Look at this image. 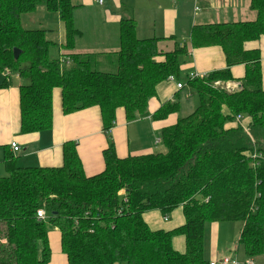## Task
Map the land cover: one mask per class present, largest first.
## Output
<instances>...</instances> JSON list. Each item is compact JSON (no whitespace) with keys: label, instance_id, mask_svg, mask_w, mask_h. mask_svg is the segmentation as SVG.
<instances>
[{"label":"trees","instance_id":"obj_1","mask_svg":"<svg viewBox=\"0 0 264 264\" xmlns=\"http://www.w3.org/2000/svg\"><path fill=\"white\" fill-rule=\"evenodd\" d=\"M40 7L64 23L65 50H73L81 35L71 0H0V72L9 69L28 81L20 87L23 134L52 129L53 93L60 89L65 115L99 108L110 136L119 111L127 121L136 120L148 112L161 83L181 77L187 47L160 50L162 39L137 37L133 19L121 21L119 51L107 56L115 73L92 55L54 58L58 45L47 30L24 28V18ZM250 8L252 21L192 28V48H221L227 67L187 79L197 105L163 129L161 151L119 158L109 137L105 169L94 176L85 174L74 142L63 146L61 167H20L16 157H6L0 172V264H50L55 230L67 264H210L204 257L206 226L221 222L242 223L234 259L254 262L263 255L264 83L261 52L248 45L264 36V0H251ZM240 65L241 87L231 91L223 84L235 81L232 68ZM179 111L178 100L167 102L153 117L165 120ZM230 123L236 125L228 128ZM180 208L185 223L173 230L153 231L145 220L153 211L170 219ZM41 209L49 220L37 219ZM177 236L185 239L184 253L174 248Z\"/></svg>","mask_w":264,"mask_h":264},{"label":"crops","instance_id":"obj_2","mask_svg":"<svg viewBox=\"0 0 264 264\" xmlns=\"http://www.w3.org/2000/svg\"><path fill=\"white\" fill-rule=\"evenodd\" d=\"M71 1L77 6L74 12L75 26L81 32L71 51L65 50L64 23L58 15L43 11L49 23L41 29L47 30L48 39L58 45L53 49L54 58L70 54L92 55L101 62V68L109 67L107 56L119 51L120 23L122 20L133 19L137 23V37L162 39L159 43L160 50L169 52L176 46L187 47V56L181 58V77L186 74L187 79L192 74L204 76L227 67L221 48H192L190 36L195 25L252 21L256 18L250 8L251 0H104L102 5L98 0ZM248 47L257 48L261 52L264 83V36ZM1 74L3 73L0 72V172H3L4 161L10 154L18 159L20 167H61L63 146L67 142H74L85 174L98 175L105 169L103 153L110 145L109 137L114 142L119 158L153 153L160 145L157 141L161 138L163 129L175 125L179 117L187 114V102L193 97L192 93L185 94L184 88L177 87V84L182 82L181 77L163 82L158 86L156 97L150 101L148 112L134 121H127L124 111H119L109 136L103 130L99 108L65 115L62 110L61 90L56 89L53 93L52 129L41 133L23 134L20 87L28 81L18 74H13L8 79ZM232 75L235 81L223 85L231 91L238 90L245 75V66L233 67ZM177 100L180 103V111L177 114L165 120L154 119V114L165 103ZM235 125L230 123L228 128ZM13 142L21 149L18 153L11 149ZM161 217L163 218L158 211L145 214V220L153 231H170L185 223L182 209L176 210L169 222H163ZM60 240L58 231L50 233V264H67ZM173 245L179 253L186 250L182 236L175 237Z\"/></svg>","mask_w":264,"mask_h":264},{"label":"rangeland","instance_id":"obj_3","mask_svg":"<svg viewBox=\"0 0 264 264\" xmlns=\"http://www.w3.org/2000/svg\"><path fill=\"white\" fill-rule=\"evenodd\" d=\"M43 11H46L45 8L40 7L36 13L26 16L24 18V28L29 30L41 29L43 25L49 23V20L44 15L46 13H44ZM52 55H53V51H52ZM110 67H106L103 69L110 73H115L117 71V68L114 69ZM1 75L3 77V74ZM182 75L183 76L181 77L182 79L181 83L185 85L184 93L185 94L192 93L189 87L186 85V81H187L186 74H182ZM220 85H221L220 83H216V86H220ZM187 105L188 106L185 109V113L187 114H184L183 117L192 113L193 111L192 109H194V106L197 105L196 98L193 96L192 99L187 102ZM161 150L162 147L160 145L155 148V152ZM178 210L181 211V209ZM162 220L164 222L165 218L163 217ZM165 222H169V220ZM241 228H242V223L240 222L208 223L206 226V233H205V254H204L205 259L207 261H217L219 259L222 260L225 257L234 256L235 252L237 251L238 238ZM237 255H238V259L243 260L244 253L242 248L239 249ZM254 262L255 264H264V253L263 255L255 258Z\"/></svg>","mask_w":264,"mask_h":264},{"label":"built area","instance_id":"obj_4","mask_svg":"<svg viewBox=\"0 0 264 264\" xmlns=\"http://www.w3.org/2000/svg\"><path fill=\"white\" fill-rule=\"evenodd\" d=\"M103 2H104V0H98V3H99L100 5H102ZM198 9H199V8H197V10H198ZM62 59H63V58H62ZM3 75H4V77L9 78V77L12 75V73L10 72L9 69H5L4 72H3ZM198 77H200V76H198V75H193V74H192L189 78H190V79H195V78H198ZM169 80L174 81L175 78H174V77H171ZM177 87H178L179 89H182V88H184V84H182V83H178V84H177ZM237 119L240 120V119H241L240 116H239ZM160 142H161V139H158L157 143H160ZM11 149H12L13 152H15V153H18V152L21 150L20 147H19V145H18L16 142H13V143L11 144ZM37 219H38L39 221H46V220L48 219V216H47L46 212H45L43 209H41V210H39V211L37 212ZM168 220H169V219L166 217V218H165V221H168ZM210 264H255V263L252 262V261H250V260L245 261V263H241V262H239L238 260L234 259L233 257H225V258H223L222 260L212 261V262H210Z\"/></svg>","mask_w":264,"mask_h":264},{"label":"water","instance_id":"obj_5","mask_svg":"<svg viewBox=\"0 0 264 264\" xmlns=\"http://www.w3.org/2000/svg\"><path fill=\"white\" fill-rule=\"evenodd\" d=\"M20 53H21L20 50H18V49H15L14 50V57H15V59H18L19 58ZM239 87H241V86H239ZM120 194L123 195L124 194V191H122Z\"/></svg>","mask_w":264,"mask_h":264}]
</instances>
